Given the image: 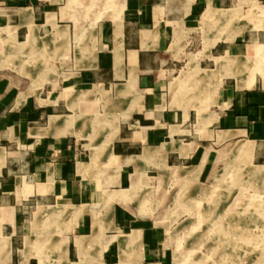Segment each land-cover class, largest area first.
<instances>
[{
    "label": "crops",
    "instance_id": "1",
    "mask_svg": "<svg viewBox=\"0 0 264 264\" xmlns=\"http://www.w3.org/2000/svg\"><path fill=\"white\" fill-rule=\"evenodd\" d=\"M247 5L0 0V264H169L180 203L202 223L213 184L264 190V29L228 32Z\"/></svg>",
    "mask_w": 264,
    "mask_h": 264
},
{
    "label": "rangeland",
    "instance_id": "2",
    "mask_svg": "<svg viewBox=\"0 0 264 264\" xmlns=\"http://www.w3.org/2000/svg\"><path fill=\"white\" fill-rule=\"evenodd\" d=\"M221 11L216 13L215 10L209 9L205 13L206 20H215L212 29L210 26L204 27L207 32L204 33L203 30L202 34L205 37L209 31V36L215 38L220 35L221 29H224L221 21L228 18V13L222 11V18ZM237 12V16L228 22V32L234 35L236 40L240 38L242 25L255 23L264 29V20L259 17H264L263 8L255 9L252 5L237 6ZM261 37L264 39V32ZM244 179L247 180L243 185L244 191L235 189V179L229 181L230 192L226 190V182H221L219 187L212 185V193L209 192L208 195L217 193L219 197L214 198L215 203L220 202V193L229 198L227 203H218V208H213L212 203H198L199 210L206 209L209 212L206 217H200L202 223H189L192 219L189 210L193 203H180L183 211L180 214V222L165 225L167 230L164 245L177 251L169 264H264V190H260L257 182L251 177L248 179L245 176ZM222 189L226 191L222 192ZM201 201L204 202V199ZM233 201L235 203H232ZM239 208L245 209L241 216L235 219L234 214ZM219 211L225 212L222 221ZM206 219L208 221L204 222ZM211 220L213 222L209 223Z\"/></svg>",
    "mask_w": 264,
    "mask_h": 264
},
{
    "label": "bare ground",
    "instance_id": "3",
    "mask_svg": "<svg viewBox=\"0 0 264 264\" xmlns=\"http://www.w3.org/2000/svg\"><path fill=\"white\" fill-rule=\"evenodd\" d=\"M260 18H261V20H264V17H261V16H259Z\"/></svg>",
    "mask_w": 264,
    "mask_h": 264
}]
</instances>
